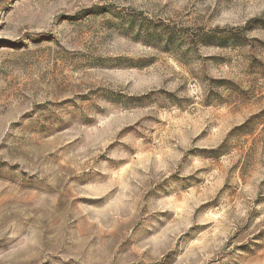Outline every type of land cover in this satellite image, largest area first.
Wrapping results in <instances>:
<instances>
[{
	"label": "rangeland",
	"instance_id": "374dc122",
	"mask_svg": "<svg viewBox=\"0 0 264 264\" xmlns=\"http://www.w3.org/2000/svg\"><path fill=\"white\" fill-rule=\"evenodd\" d=\"M0 264H264V0H0Z\"/></svg>",
	"mask_w": 264,
	"mask_h": 264
}]
</instances>
